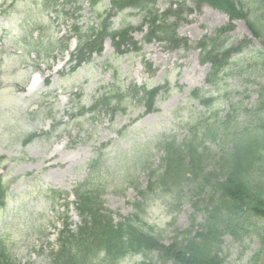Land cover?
Returning <instances> with one entry per match:
<instances>
[{
    "label": "rangeland",
    "instance_id": "1",
    "mask_svg": "<svg viewBox=\"0 0 264 264\" xmlns=\"http://www.w3.org/2000/svg\"><path fill=\"white\" fill-rule=\"evenodd\" d=\"M55 1L0 0V174L10 186L6 205L0 210V241L22 264L51 263L67 204L65 195L85 182L93 160L98 159L93 186L101 187L103 208L119 223L135 212L133 205L141 200L139 190L149 186V174L141 171L142 166L146 164L152 171L160 167L162 154L156 145L163 137L182 140L193 127L201 130L208 124L219 125L228 113L236 124L249 122L256 113V91L264 84L263 62L252 56V52L264 50V40L253 37L241 20L232 23V31L220 42L229 47L242 42L250 46L234 55L216 86L207 83L211 65L203 64L198 44L205 37L214 38L230 22L227 14L206 4L198 8L192 1L181 20L174 17L170 21H177L178 36L187 40L186 46L173 49L156 41L146 45V33L139 30L133 38L140 53L120 56L108 39L101 55H93L88 64L73 70L76 63H70V53L61 54L66 49L64 39L74 35L72 18L63 13H75L85 30L97 24V17L87 0H80V11ZM253 1L247 0L251 5ZM171 4L170 0H158L155 10L166 12ZM110 6V0H102L95 12L101 14ZM262 7L254 4L252 10L264 15ZM142 23L138 10L127 9L112 25L119 30L124 25L141 27ZM35 40L39 58L28 53ZM76 46V41L69 45L71 51ZM57 50L60 52L55 53ZM35 74L42 82L31 90ZM138 84L148 89L164 86L155 112L146 114L136 99L128 98L122 106L125 113L113 117L106 108H99L87 114L102 93L113 88L127 93ZM195 89L209 92L207 99L213 101L207 105L195 101ZM232 106L238 108L237 114ZM49 131L52 135L46 137ZM32 134L39 135L38 139L25 147L23 141ZM205 146L214 168L221 148L210 142ZM184 194L172 202L158 192L149 193L147 226L157 231L167 246L189 228L196 214L190 197ZM70 212L72 221L78 222L71 206ZM196 218L197 223L204 221L203 214ZM249 223L257 233L240 241L224 236L221 257L225 264H264V245L258 235L264 233V222L251 218ZM149 263L135 255L120 264Z\"/></svg>",
    "mask_w": 264,
    "mask_h": 264
},
{
    "label": "trees",
    "instance_id": "2",
    "mask_svg": "<svg viewBox=\"0 0 264 264\" xmlns=\"http://www.w3.org/2000/svg\"><path fill=\"white\" fill-rule=\"evenodd\" d=\"M77 1L67 0L68 3ZM87 1L94 11L100 8L102 2ZM157 1L110 0L108 10L101 14L94 13L99 21L97 26L91 25L84 32L81 27H76L80 44L74 56L77 64L73 70L88 63L94 54L100 55L107 39L112 40L121 55L141 50L132 38L136 29L130 25H124L120 30L112 27V17L126 9L143 13L140 30L147 26L149 28L145 38L147 45L157 41L173 49L187 45V40L178 36L176 22L181 20L188 2L192 1L198 8L206 4L227 14L231 23L218 30L214 38L205 37L198 44L203 64L211 65V72L206 78L211 86H216L219 77L230 68L234 55H239L250 46L242 42L238 47H229L220 42L232 31V22L244 21L256 39L264 40V15L252 10V6L257 4L263 6L260 10L264 11V1L254 0L251 5L247 0H170V8L163 13L155 10ZM174 17L177 21L170 22ZM252 56L263 62L264 70V50L252 52ZM115 90L104 92L103 98L97 100L88 113L93 114L98 107H102L116 116L117 113L126 112L122 106L128 98H133L147 114H151L164 86L150 90L134 87L127 93L122 88L117 92ZM256 93L259 95L254 110L256 113L249 122L236 124L232 113H228L219 125L208 124L201 130L193 127L182 140L163 137L156 145L162 154L160 167L152 171L150 166H142L141 171L149 174V186L139 190L141 200L134 203L135 212L121 218L119 223L103 208L101 187L93 186L92 178L95 179L98 174V159L93 160L90 175L74 190L81 224L72 230L66 216L64 228L59 232L58 250L52 254L50 264H120L135 255L149 260V264H225L221 257L224 236L229 235L234 241H240L247 234L251 236L257 233L256 228L249 227L251 218L264 222V84ZM208 95L209 92L195 89L192 97L207 105L213 101L207 99ZM231 109L237 114L238 108L232 106ZM36 138L34 134L28 136L23 145L27 146ZM208 140L221 148L214 168L206 155L209 151L205 146ZM8 190L9 185L0 175V210L6 205ZM154 191L167 196L172 202L179 197L178 194L185 192V197H190L196 212L189 228L179 232L168 246L157 231L147 226L145 220L151 200L149 193ZM60 198L59 195L58 202ZM200 214H203L204 221L197 223L196 217ZM258 235L264 245V233L259 232ZM259 255L253 257L254 263ZM0 264H22L11 257L2 240Z\"/></svg>",
    "mask_w": 264,
    "mask_h": 264
}]
</instances>
